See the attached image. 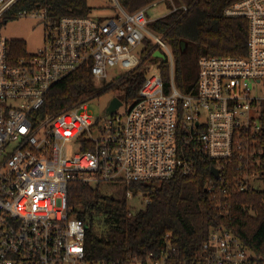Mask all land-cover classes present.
I'll return each instance as SVG.
<instances>
[{
	"label": "built area",
	"instance_id": "1",
	"mask_svg": "<svg viewBox=\"0 0 264 264\" xmlns=\"http://www.w3.org/2000/svg\"><path fill=\"white\" fill-rule=\"evenodd\" d=\"M113 1L116 19L69 16L54 23L45 9H30L27 0H0V264L170 263L169 236L159 254L128 263L88 260L87 225L69 207L74 182L128 188L126 196L144 199L146 206L148 193L131 187L195 176L202 160L213 163L221 189L228 182L238 193L264 191V0H242L225 9L228 18L248 20L247 54L201 58L194 94L182 93L173 79L167 93L158 67L155 72L151 67L138 97L121 101L103 119L90 109L95 97L44 114L51 88L81 67L91 69L97 87L108 79L109 68L120 67L124 75L136 70L146 40L154 45L153 59L156 51H165L173 74L171 48L150 31L148 7L128 13ZM29 16L45 24L44 44L16 57L18 49L2 30ZM181 264L260 263L232 233L217 227L200 254Z\"/></svg>",
	"mask_w": 264,
	"mask_h": 264
},
{
	"label": "trees",
	"instance_id": "2",
	"mask_svg": "<svg viewBox=\"0 0 264 264\" xmlns=\"http://www.w3.org/2000/svg\"><path fill=\"white\" fill-rule=\"evenodd\" d=\"M128 13H135L164 1L168 14L149 23L150 31L164 37L174 58L173 74L166 61L153 59L154 45L146 40L141 65L123 75L106 90L121 92L126 103L133 102L147 80L152 62L158 69L167 93L175 87L194 94L199 78L198 62L203 57H244L248 49L249 23L244 18H228L224 11L242 0H118ZM30 9H45L51 22L63 17H88L93 13L88 0H27ZM26 4H21V9ZM187 6L188 12L181 7ZM182 43L185 48L182 49ZM16 57L27 53L22 40L12 41ZM105 91V92H106ZM92 71L84 66L49 91L44 114L54 115L91 97L99 96ZM199 172L192 177L177 175L170 181L138 183L132 190L148 193L150 203L140 211L132 210L126 196H105L100 187L74 182L69 188L72 216L87 225L85 249L90 261L130 262L136 257L159 254L167 241L173 253L168 264L191 261L201 251L211 229L223 227L264 264V191L238 193L231 183L221 189L213 176V163L198 161ZM211 186L215 191H211ZM174 258V261H173Z\"/></svg>",
	"mask_w": 264,
	"mask_h": 264
},
{
	"label": "rangeland",
	"instance_id": "3",
	"mask_svg": "<svg viewBox=\"0 0 264 264\" xmlns=\"http://www.w3.org/2000/svg\"><path fill=\"white\" fill-rule=\"evenodd\" d=\"M90 7H92L93 18H98L102 22H107L111 19H116L117 8L113 0H88ZM168 14V8L164 1H161L156 6H150L147 8L146 16L151 21H155L160 19ZM44 23H42L38 18L35 17H26L13 20L9 22L6 27L2 30L3 38L7 40H22L27 45V52L32 54L35 53L39 48H41L44 44L46 31L44 27ZM163 54L165 51H162ZM141 55V54H140ZM142 57V55H141ZM156 59V58H155ZM159 65V61L152 62L149 67H152L151 71L155 72ZM126 73L120 67L115 69H108V79L102 85L98 86L99 96H96L94 99L90 100L89 106L91 111L96 117L101 119L105 118L107 115V109L113 99L118 98L124 104L126 103L121 92H107L106 90L109 88L111 84L120 79L122 75ZM106 91V92H105ZM125 109L122 108L120 111L123 112ZM76 153V150L71 147L70 148V157H72ZM160 183L157 184L159 186ZM121 189L117 188L113 185L102 184L100 186V192L105 196H119V191ZM144 199L130 198L128 200L129 207L134 211H140L145 206L142 204Z\"/></svg>",
	"mask_w": 264,
	"mask_h": 264
},
{
	"label": "water",
	"instance_id": "4",
	"mask_svg": "<svg viewBox=\"0 0 264 264\" xmlns=\"http://www.w3.org/2000/svg\"><path fill=\"white\" fill-rule=\"evenodd\" d=\"M184 48H185V44L182 43V49H184ZM154 57L156 59H159V60L166 62L165 55L160 51H156L154 54ZM121 106H122L121 100H119L118 98L113 99V101L110 103V105L107 109V114H114ZM211 172L215 177L218 176V172L215 168L212 167Z\"/></svg>",
	"mask_w": 264,
	"mask_h": 264
}]
</instances>
